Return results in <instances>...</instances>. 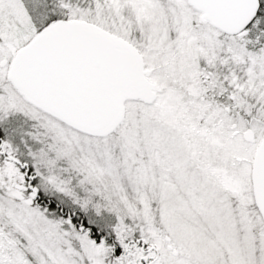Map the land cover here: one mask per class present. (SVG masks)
I'll list each match as a JSON object with an SVG mask.
<instances>
[{
    "label": "snow or ice",
    "instance_id": "1",
    "mask_svg": "<svg viewBox=\"0 0 264 264\" xmlns=\"http://www.w3.org/2000/svg\"><path fill=\"white\" fill-rule=\"evenodd\" d=\"M0 264H264V0H0Z\"/></svg>",
    "mask_w": 264,
    "mask_h": 264
}]
</instances>
